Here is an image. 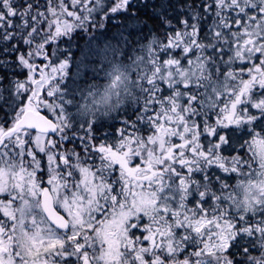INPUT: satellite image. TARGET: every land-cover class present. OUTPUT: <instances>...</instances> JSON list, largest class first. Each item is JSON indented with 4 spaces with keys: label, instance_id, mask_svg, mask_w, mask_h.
I'll return each instance as SVG.
<instances>
[{
    "label": "snow or ice",
    "instance_id": "snow-or-ice-1",
    "mask_svg": "<svg viewBox=\"0 0 264 264\" xmlns=\"http://www.w3.org/2000/svg\"><path fill=\"white\" fill-rule=\"evenodd\" d=\"M0 264H264V0H0Z\"/></svg>",
    "mask_w": 264,
    "mask_h": 264
}]
</instances>
